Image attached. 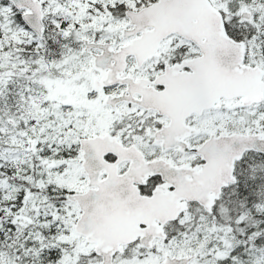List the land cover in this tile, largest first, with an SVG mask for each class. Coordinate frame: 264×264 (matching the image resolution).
Listing matches in <instances>:
<instances>
[{
    "label": "snow or ice",
    "instance_id": "obj_1",
    "mask_svg": "<svg viewBox=\"0 0 264 264\" xmlns=\"http://www.w3.org/2000/svg\"><path fill=\"white\" fill-rule=\"evenodd\" d=\"M0 264H264V0H0Z\"/></svg>",
    "mask_w": 264,
    "mask_h": 264
}]
</instances>
